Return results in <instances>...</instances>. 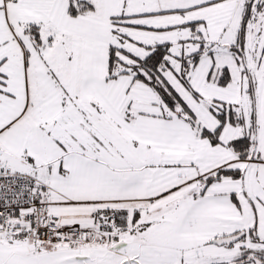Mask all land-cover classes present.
I'll return each instance as SVG.
<instances>
[{
	"label": "snow or ice",
	"instance_id": "1",
	"mask_svg": "<svg viewBox=\"0 0 264 264\" xmlns=\"http://www.w3.org/2000/svg\"><path fill=\"white\" fill-rule=\"evenodd\" d=\"M0 264H264V0H0Z\"/></svg>",
	"mask_w": 264,
	"mask_h": 264
}]
</instances>
